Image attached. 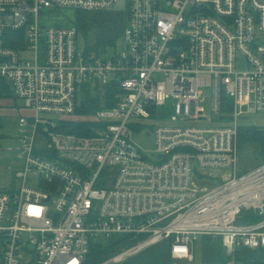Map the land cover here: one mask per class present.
Segmentation results:
<instances>
[{
	"label": "built area",
	"instance_id": "built-area-1",
	"mask_svg": "<svg viewBox=\"0 0 264 264\" xmlns=\"http://www.w3.org/2000/svg\"><path fill=\"white\" fill-rule=\"evenodd\" d=\"M117 2L0 0V78L26 110L9 148L22 160L18 185L0 189V264H84L92 239L114 236L133 243L102 264L166 239L173 264L193 261L204 236L221 238L226 264H245L240 250L264 249V218L238 222L243 211L264 216V162L239 173V122L264 113V0H125L122 45L100 56L81 47L76 24L40 22ZM8 31H24L19 47ZM113 83L114 106L77 114L84 88ZM169 99L175 115L155 128L152 160L137 120ZM211 116L218 125H197ZM74 121L94 123L93 134L63 127Z\"/></svg>",
	"mask_w": 264,
	"mask_h": 264
},
{
	"label": "rangeland",
	"instance_id": "rangeland-1",
	"mask_svg": "<svg viewBox=\"0 0 264 264\" xmlns=\"http://www.w3.org/2000/svg\"><path fill=\"white\" fill-rule=\"evenodd\" d=\"M128 20L127 11L125 9H102V10H84L80 9L78 12L72 10H62L60 16L50 17L41 16L40 22L45 26H70L72 23L76 24L78 29V41L81 47L87 48L89 52L94 56L100 55H110L114 50H118L122 45V39L124 34V29L126 27ZM76 21V22H75ZM107 45L105 48L101 49L98 46ZM237 68L239 70H246L247 65L245 58L239 56L237 60ZM2 99V98H1ZM5 99L0 103V110L4 113L9 114V116H2L3 128L0 129V189H8L15 183L13 173L19 169L22 165V160L19 158L18 152L15 150H10L9 148H14L16 145L17 131V114L22 112V107H24V102L21 99L13 97H3ZM9 99V100H7ZM12 101V102H10ZM13 105L11 108L5 107ZM10 109V110H9ZM7 111V112H6ZM10 112V113H8ZM155 114L152 118L143 119L140 118L137 122L144 125V130H136L134 134V139L136 142L146 151V153L151 157L152 160L156 159L155 150V128L161 124H169L172 120L173 115H175V101L169 99L164 105H159L155 108ZM244 121L252 122L251 126H240L239 135L245 134L247 128H254L258 130L264 129V113L255 112L246 114L242 117ZM219 121L211 116L210 120L200 121L197 125H213L216 126ZM151 132L150 136L146 133ZM44 151V152H42ZM46 149L36 150V153L46 154ZM216 175H221L219 179L226 178L229 170H218L213 171ZM239 173H243V169L240 163ZM164 221L163 224H166ZM101 239H92L93 244L100 241ZM102 241V240H101ZM170 247V239H166L163 242L150 246L145 250L139 252L138 254L129 257V264H153L156 261V252L161 246ZM131 246L122 248L118 253L126 250ZM209 250H214L215 253H220L223 250L221 238H212L211 236H205L203 240L196 242L194 249V261H178L177 264H202V259L204 253ZM173 263V262H172ZM123 264V263H119Z\"/></svg>",
	"mask_w": 264,
	"mask_h": 264
},
{
	"label": "trees",
	"instance_id": "trees-1",
	"mask_svg": "<svg viewBox=\"0 0 264 264\" xmlns=\"http://www.w3.org/2000/svg\"><path fill=\"white\" fill-rule=\"evenodd\" d=\"M76 22V21H75ZM6 41L9 46L19 47L24 41V31H8L6 33ZM107 45L98 46L100 49ZM88 50V49H87ZM89 51V50H88ZM118 89L116 84L107 85L103 91L96 90L91 92L88 88L83 89L82 101L77 108V114H93L99 109L112 107L115 105ZM13 93L6 83L0 78V97H13ZM233 107L225 95L222 99L223 113L231 112ZM225 120L229 118L222 117ZM94 123L74 121L65 124L63 127L68 132H74L81 135H92ZM3 128L2 120H0V129ZM239 149H240V163L243 173L249 169L258 166L264 162V129L258 130L254 128H247L245 134L239 135ZM264 216H258L252 211H243L239 217L240 223H254L260 221ZM205 238V236L203 237ZM130 237L114 236L108 241H98L95 244L91 242L90 251L85 257L84 264H102L109 260L113 255L117 254L122 248L132 245ZM171 244V239H170ZM240 260L245 264H264V249L250 250L242 249L239 254ZM170 256V247L161 246L156 252V261L153 264H173ZM129 264L128 260L122 262ZM202 264H226L224 250L220 253H215L214 250H209L204 253Z\"/></svg>",
	"mask_w": 264,
	"mask_h": 264
},
{
	"label": "water",
	"instance_id": "water-1",
	"mask_svg": "<svg viewBox=\"0 0 264 264\" xmlns=\"http://www.w3.org/2000/svg\"><path fill=\"white\" fill-rule=\"evenodd\" d=\"M30 4L32 5L33 2L30 1ZM116 8H118V9H124L125 8V0H118L117 5H116ZM251 125H252V122H250V121H241V122H239V126H251ZM57 218H58V216H56V219Z\"/></svg>",
	"mask_w": 264,
	"mask_h": 264
},
{
	"label": "crops",
	"instance_id": "crops-1",
	"mask_svg": "<svg viewBox=\"0 0 264 264\" xmlns=\"http://www.w3.org/2000/svg\"><path fill=\"white\" fill-rule=\"evenodd\" d=\"M10 102H12V101H10ZM13 103V102H12ZM10 103H7V106H5V107H9V108H11L13 105H9ZM10 110V109H9ZM22 112L20 113V114H22V113H26V110H24L23 109V107H22ZM7 112V111H6ZM8 113H10V112H8ZM20 114H17V121H18V116L20 115ZM2 116H9V114H6V113H4L3 112V110H0V117H2ZM16 125H17V123H16ZM201 240H203V237L201 238ZM196 245V244H195ZM184 262L186 261V260H183ZM182 261V262H183ZM194 261V260H193ZM201 264V263H200Z\"/></svg>",
	"mask_w": 264,
	"mask_h": 264
},
{
	"label": "clouds",
	"instance_id": "clouds-1",
	"mask_svg": "<svg viewBox=\"0 0 264 264\" xmlns=\"http://www.w3.org/2000/svg\"><path fill=\"white\" fill-rule=\"evenodd\" d=\"M34 212H36L37 214H39V212L41 211V209H39V208H34V209H32ZM176 251L177 252H183V251H186L185 249H182V248H177L176 249ZM72 264H76V261L75 260H73L72 261Z\"/></svg>",
	"mask_w": 264,
	"mask_h": 264
}]
</instances>
